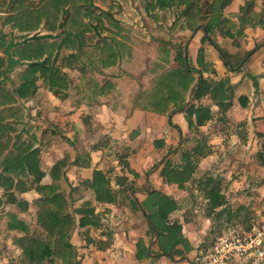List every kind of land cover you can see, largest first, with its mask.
<instances>
[{"label":"trees","instance_id":"1","mask_svg":"<svg viewBox=\"0 0 264 264\" xmlns=\"http://www.w3.org/2000/svg\"><path fill=\"white\" fill-rule=\"evenodd\" d=\"M25 1H29V5H23V11L18 12L19 5ZM93 1L49 0L42 5V0H16L13 3L15 5H12V0H0V11L5 13L3 17L0 16V53H4L7 61V67L0 71L10 74L17 66L26 63V67L18 75L16 85L12 83L6 85L5 79L2 80L4 82H0V178L5 176L7 182L26 178L30 172L38 169L36 164L38 148L35 147L34 142L36 137L30 133L28 137V132L35 127L27 124L28 112L21 101L28 100L36 94L39 80L43 81L47 91L65 94L70 88V82L62 68L78 70L82 66L90 68L103 77L99 81L87 79L82 85H76V94L80 100L93 103V100L99 96H113L115 83L112 76L104 74V70L109 71L130 56V45L126 40L130 42L131 29L117 23L109 12H99L98 8L91 4ZM96 1L106 5L105 0ZM230 1L209 2L207 9L210 17L203 25L202 29L206 33L200 38V43L209 41L218 51L224 66L234 70L227 54L216 45L210 35L216 31L225 38L235 39L243 36L246 27L253 28L260 23L238 18L240 28L232 23H229L231 25L228 28L221 27L223 9ZM9 2L10 6L7 7ZM86 3H90L91 7L83 6ZM180 3H184L186 9L178 14L175 22L182 20L180 28L193 29L197 26V22L204 18L206 9L200 6L199 0H180ZM167 5L168 7L171 5L168 0H153L151 4L144 1V10L149 14L151 11L167 9ZM243 14L249 15L245 11ZM61 17H64V20ZM7 26L19 32V38H23L25 44L13 43L11 36L4 39L2 29ZM160 52L164 56V64H161L165 67L170 63V50L162 43ZM252 52H248L246 57ZM206 57L201 45L197 49L195 58L198 67H193L188 55L185 59L184 46H181V49H177L174 53V66L164 68L165 71L152 79L149 87L141 91L137 100V105L144 110L166 115L174 109L184 107L188 93L197 79L195 71L199 70L202 73L200 83L193 91L192 102L181 112L187 123L186 133L196 137L194 139L191 137L194 145L186 149L180 147L175 152L169 149L166 153L167 157L160 162V174L164 182L176 185L182 190H187L188 184L194 182L199 159L210 154L207 139L201 136L199 129L212 120L213 111L201 101L209 97L212 105L222 112H227L233 105L234 86L230 83L229 77L213 81L204 77L207 74ZM2 59L0 58V69ZM161 64L155 65L154 73H157L155 71ZM252 81L253 88H256L257 82L254 79ZM237 101L242 108L247 107L246 96L239 95ZM186 133L183 135L182 145L190 138ZM176 154L178 160L175 162L171 157ZM263 154L264 146L262 152L258 153V158L264 166ZM58 165L55 164L51 170L50 184L41 185L43 175H36L37 185L34 189L39 197L32 203L37 213L35 224L27 225L14 213L10 211L7 213L10 219L8 228L22 233L18 242L21 256L15 264H43L45 261L51 262L52 258H59L65 264L67 258L74 264L75 252L69 239L75 229L76 219L78 218L79 227L96 224L93 207L87 204L73 208L71 191L66 178L58 173ZM156 166L154 165L153 168ZM196 183L197 190L203 193L206 200L209 216L220 219L225 214L230 215L224 191L218 181L207 177L204 181L197 180ZM107 184L108 180L104 174L98 171L93 173L91 188L96 201L109 203L113 201L114 197L111 198ZM180 208L181 203L178 200L157 190L147 191L146 199L141 204L151 233L153 237L157 236L159 252L170 258L184 253L178 249L180 245L184 251L191 249L181 233L179 222L170 219V215ZM206 237L211 247L214 239L213 231L210 230Z\"/></svg>","mask_w":264,"mask_h":264},{"label":"rangeland","instance_id":"2","mask_svg":"<svg viewBox=\"0 0 264 264\" xmlns=\"http://www.w3.org/2000/svg\"><path fill=\"white\" fill-rule=\"evenodd\" d=\"M15 1L16 0H12L11 4L15 5L13 4ZM47 1L49 0H42V5ZM144 1L149 4L153 3V0H105L106 5L99 4L102 8L96 7L94 2L91 3L94 7L98 8L99 12H109L112 18L116 19L117 23H120L127 29H131L129 31L130 37L128 36L130 42L126 40L127 44L130 45L129 58L122 61L119 66L111 70V72L104 73L112 76V78L118 82V91H124L129 85L133 87V91L142 89L144 85L148 86L147 83L150 82L153 77L152 74L156 68L155 65L157 64V60H163L164 57L159 48L162 43L168 44V46H170V52L172 50L173 53H175L177 49H181V46H184L189 41L187 55L193 67H198L195 59V51L202 45L206 55L209 56L210 52L213 57L212 62L208 60L206 63L207 74L204 76L206 79L213 81L219 77L223 78L221 76H228L230 80L235 83L244 73H248V71L254 75V70L251 66L253 62H249L252 56L249 59V56L246 57V55L257 45V41H259L258 43L264 41L263 28L257 27L256 29L253 27L250 33H246L245 37H236L237 40H235V42L238 43L236 45L235 42L220 40L221 36L216 31L210 35V38L216 45L227 54L229 62L234 69L230 70V68L224 66L220 56L218 57V52L209 41L203 44L200 43V38L205 35L202 29L203 25L210 17L207 7L211 0H199L200 6L202 5V8L204 10L206 9L204 12L205 16L202 20L197 22V26L194 25L195 27L190 30L180 28L179 25L182 23V20L175 22V20L178 19V14L180 12L183 13L186 9V5L180 3V0H168L171 5H169V7L167 5V9L151 11L149 14L144 10ZM230 2H232V4L223 9V17L220 23L221 27L228 28V26L231 25L229 23H232L237 28H240L241 24L238 18L246 19L252 23L264 24V0H232ZM91 4L86 3L83 6L91 7ZM23 5L28 6L29 1H25L23 4L21 3L18 7V12L23 11ZM8 6H10V2L7 7ZM109 6L110 8L108 9ZM244 11L248 12L249 15L245 16L243 14ZM1 15L3 17L5 13L0 11V16ZM61 19L64 20V17H61ZM41 27L42 26H39V28ZM2 33L5 36L4 39H8L9 36H11L13 37V43L25 44L23 38H19V32L16 30L13 31L9 26L4 27ZM124 33L127 32L124 31ZM193 33L194 35L191 38ZM239 40L240 42H238ZM251 40H255L256 42L253 41L252 43ZM255 54L256 57L261 58L263 51L257 50ZM0 58H3L0 69L3 70L7 67L4 53H0ZM213 66L215 67L213 68ZM25 67L26 63H22L10 74H4L0 71V82H4L2 80L5 79L6 85H11V83L16 85V83H18V75ZM165 67L161 64L155 72L159 73ZM242 70H246V72H242ZM62 71L70 82L68 91L71 95H69V100L72 101L71 103L79 102L78 104H81L82 102L79 97H77L76 85H82L87 79L99 81L101 77H103L90 68H84L82 66H80L78 70L62 68ZM120 77H122V81L117 80V78ZM238 84L239 86H235L234 88V106L227 112L217 110L208 97L201 101L202 104L210 106L213 111L212 120L205 127L199 129L201 136L207 139V145L210 147V156L207 155L199 159L194 174V182L188 184L186 187L187 190L185 189L186 193L183 197L180 196L181 198L178 200L181 204L184 203L185 206L181 210L182 212L178 211L175 213V215L182 217L184 221H188L191 225L194 223L199 229H202L205 223L204 220H206L205 218L210 219V230H212L214 234L213 243L218 236L228 233L231 230L247 229L252 225L264 223V169L261 167V161L258 158V153L262 152L261 146L264 144V138L261 137L262 132L258 131V129H260L259 122L258 118L255 117L261 100L258 99L259 96H256V91L252 92V95L250 94L247 109L240 108L238 105L239 103H237V97L241 94L250 92V87L245 83L240 82ZM37 85L38 95L40 96L37 97L34 95L30 99L21 102L30 109V113L26 114L28 120L27 124L36 127L28 132V137L29 133L34 134L36 137L34 142L35 147L38 148L36 155L38 169L30 172L28 177L22 178L21 180L14 179L7 182L5 176H2L3 178L0 180V253H8L9 256L7 255V257L9 259L15 257L14 251L16 249L13 246L11 235H9L6 228V223L9 220L7 213L13 209L17 210V213H15L16 216L20 215L28 221L37 219V213L32 204L33 201L39 197L34 189L37 185L35 181L36 175H43L40 181L41 185L49 184L51 179V172H49L51 164L55 162V157H59V154L63 153L64 149L65 151L71 150L73 154L78 149L84 153H87L88 150L91 149L98 148L100 151L108 149L111 154L119 152L121 155L124 154V152L129 153L134 149L133 146L120 147L117 143H111V138L102 132L101 127L103 124L101 123V125L98 124L97 126L99 130L98 143L95 145L78 143L77 125L85 116L92 118V112L82 110L81 113L77 108L69 113L65 112L67 109L63 110L65 114L73 113L74 115L72 122H70L74 125L72 129L73 132H76V134H73L68 127L70 123L67 124L63 122V114L60 115L57 113L54 119L49 117V108L52 104L49 99V93L51 96L53 95L55 98L59 99L62 98L64 94H54L47 91L42 80H39ZM245 110L248 111L247 114H245ZM102 114L105 113L102 111ZM232 115L237 116L238 119L241 118V120H235ZM241 115L244 116L241 117ZM245 115L248 116L247 119ZM99 122H101L100 118ZM103 123L107 124V119L105 117H103ZM87 124L88 122H85V125ZM95 124L97 125V123ZM92 127L93 126H90V128ZM188 135H190L188 141L183 145L179 143V148L186 149L194 145V141L191 140V137H193V139L196 137L186 133V136ZM28 137L27 139H29ZM171 158L176 162L178 160V155H172ZM112 165L116 164L113 163ZM112 165L109 169V172L112 170V173H110L111 177H113L114 171V166ZM63 166L61 163V169ZM207 177H212L220 183L224 191V197L228 203L227 209L230 211H228L230 215L225 214L220 219L209 216L206 200L203 193L197 190L196 183L197 180L201 179L204 181ZM112 181L114 183V179H112ZM67 182L71 183L68 180ZM169 193L173 192L171 191ZM71 199L73 200V207L76 209L83 201H92V196L88 190L79 186L72 190ZM12 205L13 207H11Z\"/></svg>","mask_w":264,"mask_h":264},{"label":"crops","instance_id":"3","mask_svg":"<svg viewBox=\"0 0 264 264\" xmlns=\"http://www.w3.org/2000/svg\"><path fill=\"white\" fill-rule=\"evenodd\" d=\"M93 2L96 7L102 8L100 6L103 5L102 3H99L96 0ZM231 4L232 2H230L227 7ZM257 27L263 28L262 31L264 32V24H258L254 28L257 29ZM251 29L252 28H245L242 37H245L246 33H250ZM221 38L220 40L222 41L227 40L233 43L237 40L236 38L231 39L223 36H221ZM253 41L255 40H251L252 43ZM238 42H240V40ZM258 42L259 41H257V45L253 50H251L253 52L249 56V59L252 56L249 62H253L251 66L254 70V75L248 71V73H244L238 81L234 83L230 80V83L234 88L235 86H239L238 83L240 82L245 83L250 87V92L241 94L248 99L247 107L249 105L250 94L255 91L257 92L256 96H259L258 99L261 101L258 110L256 109L257 114L255 117L258 118L259 122L260 129H258V131L262 132L261 137L264 138V41H261L260 43ZM236 44L238 43L235 42V45ZM166 45L170 48L168 44ZM197 49L195 51V57ZM257 50L263 51L261 58L256 57L255 52ZM209 54L210 55L206 57V60H211L212 62V54L210 52ZM173 57L174 53L171 50L169 56L170 63L165 65L166 69L174 65ZM128 58L129 57H126L122 61H125ZM159 63H163V60H157V64ZM118 66L111 68L109 71L104 70V73H109ZM214 67L215 66H213V68ZM163 71H165V69L161 70L159 73H162ZM242 72H246V70H242ZM159 73H153L152 79H154ZM221 77L224 78V76ZM219 79L220 77L216 78V80ZM252 79L257 82L256 88H253ZM117 80L122 81V77L117 78ZM113 81L115 83L113 96H99L93 100V103H87L82 100L81 104H78L79 102L71 103L72 101L69 100V97L71 96L69 91H67L60 99L55 98L53 95L51 96L49 93V99L52 102L49 108V117H51V119H54L55 116H57V113L60 115L63 114V122L68 124L72 122L74 115L73 113L65 114L63 110L67 109L65 112L69 113L77 108L81 113L82 110L92 112V118L85 116V118L77 125L78 143H89L93 145L98 143L99 130L97 126L101 123L103 124L101 127L102 132L111 138V143H117L120 147H134L129 153L124 152L122 155L119 154V152L111 154L108 149L103 151H100L98 148L91 149L88 150L87 153L78 149L74 154L71 150L65 151L64 149L63 153L59 154V157H55V162L53 161L54 163L51 164L49 172H51L55 164H59L58 173L71 182H67L71 193L76 187L82 186L88 190L92 196V201H83L82 204L77 207L80 208L87 204L90 207H93L94 215L96 216L94 221L96 224L79 227L78 218L76 219L75 229L69 239V242L74 247V264H194L197 257L210 248V241H207L206 237L207 233L210 231V219L205 218L206 220H204L205 223L202 229L197 228L194 223L191 225L188 221H184L182 217L175 215L178 211L182 212L181 210L185 206V204L182 203L181 208L170 215V219L179 222L182 228L181 233L191 246V249L189 251H184L183 247L180 245L178 246V249L184 253L170 258L159 252L157 236L155 235L153 237L149 228L148 220L145 218L141 209V204L146 199L147 191L157 190L167 195L172 194L169 196L176 200H179L186 193L185 189H179L173 184H166L160 174V162L163 158L167 157L166 153L169 149H171L172 152L179 149L180 144L183 142V135L188 132L187 123L184 120L183 113L176 112L173 114L171 116V123H169V116L173 110L166 115H159L144 110L141 106H138L137 100L141 91L148 88L151 81L147 83L148 86L144 85L142 86V89H136V91L132 90L133 87L131 85H129L124 91H118V82L114 79ZM38 94L39 92L37 90L35 96L39 97L40 95ZM238 105L240 106V104ZM233 106L234 105H232V107ZM247 107L242 108L240 106L242 109H247ZM26 109L27 112L30 113V109L28 107H26ZM102 111L105 114H102ZM247 113L248 111L245 110V114ZM243 116L244 115H241V117ZM245 116L247 119L248 116ZM103 117L107 119V124L103 123ZM99 118L101 122H99ZM233 118H235V120H241V118L238 119L235 115ZM85 122H88V124L85 125ZM95 123H97V125ZM90 126L93 127L90 128ZM68 127L73 134H76V132H73L72 130L74 128L72 123H70ZM263 146L264 144L261 146V149ZM61 163L62 166L64 164L62 169ZM113 163L119 166L112 165ZM111 165L114 166L113 177H111L110 174L112 173V170L109 172ZM154 165L157 166L153 168ZM261 167L264 169L262 164ZM95 171L101 172L106 176V179L108 180L107 188L111 192V198L114 197L112 202H98L95 200V195L91 188V179ZM3 177H1L0 180ZM112 179H114V183ZM51 181L52 180L50 179L49 184ZM171 191L174 194L176 193L175 196L173 193H169ZM11 207H13V205ZM73 208L75 209V207ZM10 212L15 214L17 213V210L11 209ZM17 218L25 222L27 225L35 224L37 222V219L34 221H28L20 215L17 216ZM9 222L10 219L6 223V228L9 235H11L13 246L16 249L14 251L15 257L9 259L7 257L9 254L2 252L0 253V264H15L17 259L21 256V249L18 242L22 233L16 229L10 230L8 228ZM66 262V264H73L67 258ZM43 264L65 263L59 258H52L51 262L45 261Z\"/></svg>","mask_w":264,"mask_h":264},{"label":"built area","instance_id":"4","mask_svg":"<svg viewBox=\"0 0 264 264\" xmlns=\"http://www.w3.org/2000/svg\"><path fill=\"white\" fill-rule=\"evenodd\" d=\"M194 264H264V223L218 236Z\"/></svg>","mask_w":264,"mask_h":264},{"label":"water","instance_id":"5","mask_svg":"<svg viewBox=\"0 0 264 264\" xmlns=\"http://www.w3.org/2000/svg\"><path fill=\"white\" fill-rule=\"evenodd\" d=\"M204 33L205 30L203 29ZM194 33L191 35V38L193 37ZM189 44V41L185 44L184 46V56H185V59H186V56H187V46ZM186 67H188V64H186ZM196 74H197V79H196V82H195V85L193 88H191L190 92H189V96H188V100L187 102L185 103L184 107L180 108V109H174L171 113H170V116H169V123H171V116L173 114H175L176 112H182L191 102H192V95H193V91L194 89L199 85L200 83V80L202 78V73L199 71V70H196L195 71Z\"/></svg>","mask_w":264,"mask_h":264}]
</instances>
